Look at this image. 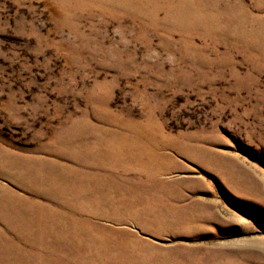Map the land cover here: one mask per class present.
Returning <instances> with one entry per match:
<instances>
[{"label": "rangeland", "instance_id": "obj_1", "mask_svg": "<svg viewBox=\"0 0 264 264\" xmlns=\"http://www.w3.org/2000/svg\"><path fill=\"white\" fill-rule=\"evenodd\" d=\"M35 258L264 264V0H0V264Z\"/></svg>", "mask_w": 264, "mask_h": 264}, {"label": "bare ground", "instance_id": "obj_2", "mask_svg": "<svg viewBox=\"0 0 264 264\" xmlns=\"http://www.w3.org/2000/svg\"><path fill=\"white\" fill-rule=\"evenodd\" d=\"M124 148H126V147H124ZM131 149H133V151L135 150V151H139L138 149H136V148H132V147H130ZM141 148V147H140ZM146 157H149L150 159L152 158H154V159H157V157H155V155L150 151V154H148V156H146ZM143 158H145V155H144V157ZM11 220V219H10ZM58 223V221H56V224ZM24 225H27V227H29L30 225H32L30 222H14V224H13V228L14 229H18L20 232H23L24 230L22 229L23 227L22 226H24ZM25 229V228H24ZM9 244V243H8ZM9 245H11V244H9ZM12 246V245H11ZM10 246V247H11ZM15 247V249H16V252L17 253H19V252H21L20 251V249H18L19 247H17V246H14ZM35 256H37V255H35ZM33 254H32V257H35ZM31 257V256H30ZM38 258V257H37ZM37 258H35V261L36 262H34V263H36V264H39L40 262H41V264L43 263V260L41 259V260H39V259H37ZM46 260H47V257L46 256H44V261L46 262ZM31 261H33V260H31Z\"/></svg>", "mask_w": 264, "mask_h": 264}]
</instances>
